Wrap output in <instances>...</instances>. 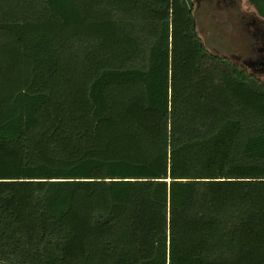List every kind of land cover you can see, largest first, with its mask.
<instances>
[{
  "label": "trees",
  "instance_id": "obj_1",
  "mask_svg": "<svg viewBox=\"0 0 264 264\" xmlns=\"http://www.w3.org/2000/svg\"><path fill=\"white\" fill-rule=\"evenodd\" d=\"M198 25L0 0V264H264V81Z\"/></svg>",
  "mask_w": 264,
  "mask_h": 264
},
{
  "label": "flooded vegetation",
  "instance_id": "obj_2",
  "mask_svg": "<svg viewBox=\"0 0 264 264\" xmlns=\"http://www.w3.org/2000/svg\"><path fill=\"white\" fill-rule=\"evenodd\" d=\"M211 3L217 23L225 22L229 27L228 35L231 32L230 27H233L235 39L238 42L242 33L241 27H245L248 33L247 44L243 46L236 44L234 48L230 45V48L225 50V54L224 52L216 53L227 56L245 72L262 79L261 76H264V15L254 0H247V3L242 0H211ZM247 26L250 28L248 29Z\"/></svg>",
  "mask_w": 264,
  "mask_h": 264
},
{
  "label": "rangeland",
  "instance_id": "obj_3",
  "mask_svg": "<svg viewBox=\"0 0 264 264\" xmlns=\"http://www.w3.org/2000/svg\"><path fill=\"white\" fill-rule=\"evenodd\" d=\"M194 1V12L195 16L198 20V31L204 40L206 46L209 50L214 52H219L225 54V50L230 48H234L240 44H247L248 33L246 28L241 27L242 33L239 36L240 41L237 42L235 39V32L233 31V27H230L231 32L228 35V26L225 22L217 23L216 16L213 12V5L211 0H193ZM247 3V0H242ZM222 17V16H221ZM220 26V27H218ZM249 29L250 26H247ZM235 30V29H234ZM236 32H238L236 30ZM218 33V34H217ZM218 35V36H217ZM218 40H217V39ZM216 48H219L218 50ZM259 75V74H258ZM261 76V75H260ZM262 80H264V76H261Z\"/></svg>",
  "mask_w": 264,
  "mask_h": 264
}]
</instances>
